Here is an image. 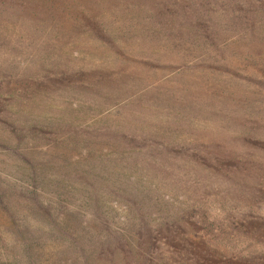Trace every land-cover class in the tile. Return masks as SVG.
Instances as JSON below:
<instances>
[{
	"label": "rangeland",
	"instance_id": "1",
	"mask_svg": "<svg viewBox=\"0 0 264 264\" xmlns=\"http://www.w3.org/2000/svg\"><path fill=\"white\" fill-rule=\"evenodd\" d=\"M131 1L119 2L124 7L130 4L131 11L123 13L111 25L116 28V35L132 38V46L140 51L135 55L136 52L130 51L132 46L128 51L118 50L131 59L127 61L128 70L133 67L143 77L141 89L134 95L106 92L105 76L96 78L94 73L107 68L97 67L96 61L90 65L84 62H75L72 66L61 64L64 58H57L62 54L60 49L55 52V46L47 41L41 48L32 45L38 39L40 43L41 31L30 29L34 38H30L28 45L10 44L15 50L6 53L4 50L10 64L0 67L6 72L0 83V247L6 249L8 240L14 239L8 233L9 230L14 233V224L37 228L36 206L31 196L35 195L31 192L35 186L21 172L22 169L29 172L24 163L44 176V189L53 195L55 204L59 203L54 208L60 206L65 219L77 224L85 222L88 229L103 227L105 235L109 234L113 223L96 218L75 200L76 195L82 194V190L95 180L94 166L107 161L121 164L124 177L139 175L159 179L154 173L159 170L161 177L174 174L173 177L187 187H191L197 177V182L207 186L195 188L198 212H191H195L197 218L203 212L201 209L208 208V217L202 218L203 224H198L204 227L202 229L192 226L191 218L178 221L187 232L182 234L180 228L177 232L158 225L143 228L145 220L148 223L154 214L141 211L136 220L137 227L143 229L133 230L137 236L134 239L137 245H150L151 253L139 251L135 260L125 252L122 244L116 242L109 247L105 243L93 246L94 251L86 264H111L110 261L113 264H264V169L259 159L264 160V72L257 63L260 61L264 67V40L258 42L245 29L231 26L229 12L226 15L227 9L220 7L215 12V33L209 35L214 42L210 55L205 64L200 63L199 68L194 69L173 58L170 52L160 54L161 49L169 50L170 46L177 45L168 28L160 23L170 18L164 7L177 11V7L187 1L197 4L200 0H141L145 7L159 5L151 17L148 13L143 17L137 1L134 4ZM218 1L220 6L225 4ZM94 25L103 32L99 24ZM118 29L124 31V36L117 32ZM200 31L204 33V29ZM96 34L101 35L100 32ZM110 35L105 36L109 38ZM213 35L216 38L211 37ZM203 39L189 31L184 45H180L184 48H188L189 43L205 45ZM16 54L30 60L26 69L14 68L20 62ZM155 54L159 58L156 59ZM194 54L190 52L191 56ZM37 57L44 59L43 67L38 66ZM132 57L145 61L137 63ZM54 59L59 60L58 64L53 65ZM154 114L161 116L155 118ZM146 118L158 124L175 120L184 136L183 145L196 139L193 138L196 134L203 146L217 149V153L208 157L195 156L193 163L198 160V164H192L191 170L183 164L182 171L177 174L165 170L163 165H156L159 164L157 158L147 171L135 172L132 158L140 160L143 167L152 163L146 156H122L125 146L119 139L126 136L125 130L137 128ZM152 138L160 141L159 136ZM147 139L148 136L142 137L140 141ZM109 140H116L117 147L108 150ZM16 147L24 162L14 158L12 152ZM183 159H176L174 165ZM205 159L207 165L201 164ZM110 189L114 190L111 198L119 202V208L127 207L122 204L126 203L122 201L123 195L114 187ZM40 193L44 198L41 189ZM108 202L106 204L110 205V200ZM123 213L119 211L120 215ZM160 214L164 217L166 211ZM104 232L98 231L93 239L104 237ZM203 238L219 243L220 256L204 258L200 254L203 250L199 242ZM44 240L37 243L38 251L32 254V263L29 260L27 263L20 260V263L81 264L78 254L64 253L58 245L49 244V247V240ZM6 252L17 256L16 250L3 251ZM166 259L168 263L163 262ZM0 264L18 263L2 259Z\"/></svg>",
	"mask_w": 264,
	"mask_h": 264
},
{
	"label": "trees",
	"instance_id": "2",
	"mask_svg": "<svg viewBox=\"0 0 264 264\" xmlns=\"http://www.w3.org/2000/svg\"><path fill=\"white\" fill-rule=\"evenodd\" d=\"M120 1L121 0H0V67L5 66L6 63L10 64L9 61L6 60L9 55L6 54L5 56L4 50L5 53L9 50H15V47L10 44L14 45L16 43L21 46L28 45L30 38H34L29 33V30L33 29L41 31L42 39L40 43H38L39 39L33 41L32 45H40L41 48L45 46V41H47V44L55 46V52L60 49L62 54L57 55V58H64L61 64H70V66H72L75 62H84L90 65L96 61L97 67L103 69L107 68L106 71L98 70L94 73L96 78L105 76L107 87H105L104 90L106 92L111 95L116 93L124 95L136 94V92H139L141 89L140 86L143 77L140 76V73H138L136 69H133V67L128 70L127 61L131 59H128V55L118 52L120 48L125 51L130 50L133 44V41L131 42L132 38L131 40L127 39V37L123 35L124 31L122 33L120 29H118L117 32L124 37L122 38L116 35V28L111 25V22H115L118 17L123 16V13L129 14L127 12H129V10L131 11V9H129V7L131 8L130 4L126 3L127 6L124 7L123 4L119 3ZM135 1H137L140 10L142 9L141 13L143 17L146 13H148L150 17L156 14L159 7V5L145 7L141 5V0H134L131 1V3L133 2L134 4ZM221 1L225 3L222 6H220L218 0H200L197 4H192V2L187 1L182 7H177V11L164 7V11L170 18L160 24L168 28L169 35L177 40V42L175 41L177 45L170 46L169 50L161 49L162 51H160V54L170 52L171 55H174L172 56L173 58H177V60L184 62L186 65L194 66V69H198L200 63L205 64L210 55L212 44L214 43L210 40L209 35L215 33L217 22L215 12H217L220 7H225L227 9V11H225L226 15L227 12H229L230 17L228 20L230 19L233 21L230 24L231 26L245 29L249 36H253L258 42H261L262 39L264 40V0ZM213 13H215V17ZM244 14H246V16H243ZM94 23L99 24L103 28V32L97 29ZM17 26L19 29H17ZM201 29H204V33H199ZM189 31L204 38L203 42L205 45H191V43H189L188 48H184V46L180 45L183 44L184 37ZM97 32H100L101 35L96 34ZM106 34L111 35L108 38L105 36ZM211 37L216 38L214 35ZM191 49L196 53L193 56L190 55V52H192L190 51ZM130 51L136 52L135 55L140 53L139 49L135 46H132ZM219 51L220 49L217 48V52ZM119 55L120 57H118ZM16 56L20 58L21 55L16 54ZM155 56L156 59L159 58L156 54ZM133 57L132 59L137 63H141L143 60ZM23 58L25 57H21L20 60L17 61L20 62L17 63L14 68L26 69L28 67L27 64L30 60H25ZM161 58L162 56L160 55V59ZM36 59L38 60V66L43 67L45 65V61L42 57H37ZM54 60H56V62L53 65L58 64L59 60ZM257 63L259 68H262V72H264L263 64L260 61H257ZM201 66L202 65H200V67ZM3 74L5 75L6 72L0 68V83L3 82ZM0 88H2V84ZM174 114L179 115L178 113ZM156 116L161 115L157 114L155 118ZM149 119L150 118H146L143 120L137 128L133 127L130 131H128V129L125 130L126 136L119 139V141L123 140L125 146V151L122 156H146L148 160L151 161L150 163H152H146V167H143L140 160L132 158V167L135 172L141 173L142 171H147V168L153 167V164H155L154 160L157 158L156 162L159 164L156 165H163L165 170L177 174L182 171L183 164H186L187 168L190 170L192 164L197 165L198 160H195V163H193V158L195 156H198L197 158L214 156L217 149H209L208 145L203 146L200 138L196 134L191 133L194 135L193 138L196 139H192L190 141L191 143H184L183 145L184 136L180 133L178 123L175 120L171 121L169 119V121H162L161 124H158L156 120ZM103 136L106 138V134L103 133ZM147 136L148 139L145 142L140 141L142 137L147 138ZM157 136H159L160 141H155L152 138ZM126 138L128 140H125ZM225 139L227 141L228 138L225 136ZM105 144H107V142ZM222 145L223 141L221 138L220 146ZM108 146V150L116 148V140H109ZM175 146L179 147V149ZM12 153L16 160L20 163L24 162L21 158L19 148H14ZM182 158L184 159L181 162L174 165L176 159ZM259 159L262 160L264 169V160L262 158ZM106 163L107 161H101L97 166H94V169L92 168L93 171L96 172L95 180L86 190H82V194L78 195V197L76 195L75 197V200L81 204L82 208L87 211L90 210L96 218L110 220L113 223L111 232L109 234L106 233V235L103 231V227L88 229L85 222L84 224H81V222L77 224L65 219L61 214L60 206L58 209L54 208L58 206L59 203L55 204L56 201L53 195H50L47 190L44 189V176L36 174L33 172V168L30 164L24 163L29 172H25L24 169H22L21 172L26 175L29 182L35 186L31 192H34L36 196H31L36 206L34 207V209L36 208L34 220L37 228L32 229L27 225L18 226L14 224V233L10 230L8 231L9 236H13L14 239H12V241L8 240L6 249L5 247H0V262L2 259H10L11 262L18 264H21L20 262L24 260H26V263L28 260L32 263V254L38 251L36 248L38 246L37 243L41 242V240L45 241L44 239L49 240L48 245L60 246V249L64 253H71L74 256L78 254L79 259H81V264H86V260L94 251L93 246L99 247L107 243L109 247H112L116 242L122 244L125 252L136 260L137 256H139V251L151 253L150 245H141L140 243L137 245L134 239V237H137L134 235L135 232L141 231L143 228H146L147 225L150 227H154L155 225L160 227L164 226L168 229H175L176 232L179 231L178 229L180 228L182 234H187L178 221L182 222L187 220V218H191L193 221L192 226H196L200 229L204 228L198 226L203 224L202 218L206 219L208 217V215H206V210L209 209H201L203 212L201 215L199 214L197 218L195 212H191L197 211V209H195V198L197 196V190L195 188H198L197 186H203L202 188L207 186L197 182V177L193 180L192 186L187 187L182 181L176 180V178L173 177L174 174H170L172 175L171 177H161V174H159L161 171L154 170L155 175L160 176L159 179L155 177L150 179L147 176L138 177L139 175L124 177V168L121 164L107 163L106 165ZM200 163L207 165L208 160L205 159ZM204 176L206 177V174H204ZM248 177L249 176H247V178ZM120 178L122 180L125 179V181H119ZM182 179L185 178L182 177ZM200 181L203 182V180ZM112 187L123 195L122 201L126 203L122 204H125L127 207L123 206L124 208H119V202H115L113 198H111L114 192V190L111 191L110 189ZM40 189L45 195L44 198H42ZM109 200L110 203L114 205H107L106 203ZM35 202H39V204ZM118 210H123L124 213L120 215ZM12 211L16 212L14 210ZM141 211L154 214L153 219L148 221V223L147 220H145L143 228L137 227L136 220L137 214ZM161 211H166L164 217L160 214ZM92 230L95 231L93 232ZM133 230L136 231L133 233ZM98 231L100 233L104 232V237L93 239ZM143 246H145V248ZM199 246L200 249L203 250L200 254L204 256V258L220 256L218 255L220 254L218 252L220 245L219 243L213 242L212 239L203 238V240L199 242ZM49 247L51 246L49 245ZM41 248L42 247H40V249ZM12 250H16L17 256L12 253L11 255H7L9 252L3 253V251ZM168 260L169 259H166V261L164 260L163 262L168 263ZM158 262L160 263L162 261ZM110 263L113 264V261H110Z\"/></svg>",
	"mask_w": 264,
	"mask_h": 264
}]
</instances>
